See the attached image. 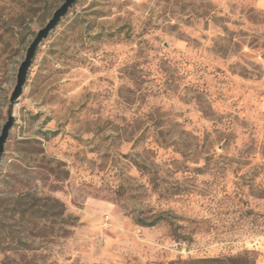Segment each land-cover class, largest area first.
Segmentation results:
<instances>
[{"label":"rangeland","instance_id":"rangeland-1","mask_svg":"<svg viewBox=\"0 0 264 264\" xmlns=\"http://www.w3.org/2000/svg\"><path fill=\"white\" fill-rule=\"evenodd\" d=\"M63 1L0 0V132L27 48ZM13 113L0 211L15 238L0 264L264 255V0H78ZM55 200L54 232L22 221Z\"/></svg>","mask_w":264,"mask_h":264},{"label":"water","instance_id":"water-1","mask_svg":"<svg viewBox=\"0 0 264 264\" xmlns=\"http://www.w3.org/2000/svg\"><path fill=\"white\" fill-rule=\"evenodd\" d=\"M78 0H64L62 4L55 10L52 17L48 20L44 27H42L30 42L24 60L21 62L18 73L17 81L14 90L11 94L10 109L8 112V119L3 124L0 132V163L5 151V144L9 137L10 131L15 123V115L13 108L17 104L20 96L23 93L24 86L26 85L29 70L34 62L37 50L40 44L48 38L50 33L59 25L60 21L68 14L69 10L76 4Z\"/></svg>","mask_w":264,"mask_h":264},{"label":"trees","instance_id":"trees-1","mask_svg":"<svg viewBox=\"0 0 264 264\" xmlns=\"http://www.w3.org/2000/svg\"><path fill=\"white\" fill-rule=\"evenodd\" d=\"M62 206V204L55 200L54 202H52L51 204H38L37 207L31 206L28 207L26 209H22L19 211V215L22 219V221H24L25 219L29 218V219H34V217L40 218V219H44L49 221L50 223L44 224L42 228H44L46 230V232H54L56 229V221H57V216L61 213H63V210H58V207ZM13 210V209H11ZM7 213L3 210L0 211V228H2V230H0V248L3 250H11L14 248V238L11 232V228L9 224H6L5 221V217H6ZM9 217H14L13 213L12 215H10ZM160 217L155 218L152 221H147L145 219L142 218H137V222L142 224V225H155L156 223H158L160 221ZM65 220V219H62ZM36 224V223H35ZM61 228H58V231ZM48 230V231H47ZM57 232V231H56ZM58 233V232H57ZM65 233V232H63ZM36 236V235H35ZM44 236H46L44 234ZM27 245V242L23 241L22 238H18L17 240V245Z\"/></svg>","mask_w":264,"mask_h":264},{"label":"crops","instance_id":"crops-1","mask_svg":"<svg viewBox=\"0 0 264 264\" xmlns=\"http://www.w3.org/2000/svg\"><path fill=\"white\" fill-rule=\"evenodd\" d=\"M257 264H264V255L261 256V259L257 262Z\"/></svg>","mask_w":264,"mask_h":264}]
</instances>
